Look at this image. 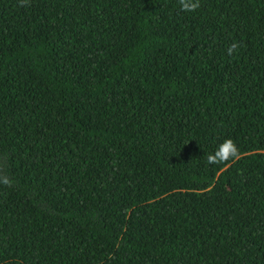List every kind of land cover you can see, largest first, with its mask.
<instances>
[{
    "label": "trees",
    "instance_id": "16d2710c",
    "mask_svg": "<svg viewBox=\"0 0 264 264\" xmlns=\"http://www.w3.org/2000/svg\"><path fill=\"white\" fill-rule=\"evenodd\" d=\"M0 264H264V0H0Z\"/></svg>",
    "mask_w": 264,
    "mask_h": 264
},
{
    "label": "clouds",
    "instance_id": "9594fccd",
    "mask_svg": "<svg viewBox=\"0 0 264 264\" xmlns=\"http://www.w3.org/2000/svg\"><path fill=\"white\" fill-rule=\"evenodd\" d=\"M179 2L182 6V10L188 12H194L200 7V0H179ZM237 47V44H233L230 46L229 51L231 52ZM238 155L239 151L235 142L231 139H226L222 144L219 145L214 153L209 154L205 159L209 164H221L228 161L229 159L238 157ZM3 182L7 184L9 181L5 178Z\"/></svg>",
    "mask_w": 264,
    "mask_h": 264
}]
</instances>
